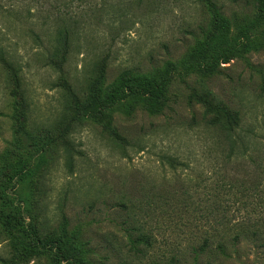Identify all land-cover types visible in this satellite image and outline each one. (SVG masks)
Listing matches in <instances>:
<instances>
[{
    "label": "rangeland",
    "instance_id": "rangeland-1",
    "mask_svg": "<svg viewBox=\"0 0 264 264\" xmlns=\"http://www.w3.org/2000/svg\"><path fill=\"white\" fill-rule=\"evenodd\" d=\"M210 1L0 0V264H264V0Z\"/></svg>",
    "mask_w": 264,
    "mask_h": 264
},
{
    "label": "trees",
    "instance_id": "trees-1",
    "mask_svg": "<svg viewBox=\"0 0 264 264\" xmlns=\"http://www.w3.org/2000/svg\"><path fill=\"white\" fill-rule=\"evenodd\" d=\"M262 1V0H259ZM207 4H210V0H206ZM66 34L67 31L66 29H63L62 31L59 32V39L64 42V39H66V35L61 38L62 34ZM3 37L1 35V30H0V65L1 67L5 70L6 73H8V79L12 84V89L10 91V95L14 97L19 105L18 111L20 112L19 116L22 118H25L26 112H29V103L27 101V95L25 93V90L23 88V80H22V75H21V68L17 65H15L8 57L6 56L5 52V46L3 42ZM104 66L106 64L104 61L101 63V69H100V74L96 79H93L92 82L89 85V93L87 95V98L84 101H79L78 97L76 94L73 92L71 85L69 84L68 80L61 76L58 80V86L62 87L63 90H65L68 94L72 96V99L74 101V104L81 108V109H96L97 108V100L100 97V86H101V78L104 75ZM188 99L190 101L199 103L202 105V107L205 108V111L208 112L209 114H212V118L210 119V122L212 126H218L220 130H222L226 136L232 135V133L235 131V128L238 126L239 123V115L238 112L231 110L229 107H227L217 96L216 94L207 88H201L197 89L195 87H192L190 89ZM105 129L113 135L116 139H121V137L116 133V131L112 128L111 121L109 119H106L105 121ZM69 126V123H66L63 127L64 130L60 132L61 138L66 133L67 127ZM231 151V147L230 150ZM3 212H6L3 210ZM2 213V211L0 212ZM9 213V212H8ZM8 213H4L3 216L5 217L4 219V224L9 227V229H14L21 235V238L25 239V233H21L20 229V224H18L11 218L7 217ZM20 229V230H18ZM27 242L25 241L24 244H21L22 249L24 252L27 253V247H25V244ZM30 248L33 251H38L36 248V245L32 246L30 245ZM32 252V251H30Z\"/></svg>",
    "mask_w": 264,
    "mask_h": 264
}]
</instances>
